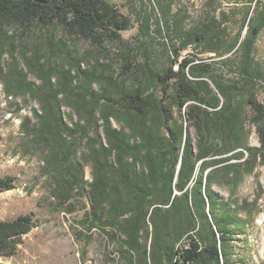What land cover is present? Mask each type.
<instances>
[{"label":"trees","instance_id":"trees-1","mask_svg":"<svg viewBox=\"0 0 264 264\" xmlns=\"http://www.w3.org/2000/svg\"><path fill=\"white\" fill-rule=\"evenodd\" d=\"M251 2L255 6L233 38L214 17L190 29L166 21L168 66L158 67L153 46L133 55L122 35L131 20L109 0H0V59L22 51L24 66L3 76L6 94H23L39 105L22 118L21 128L41 148L53 197L71 208L78 192L87 191L93 222L128 264L133 254L138 264L242 261L236 242L248 223L214 187L236 190L264 165V102L256 93L263 72L255 60L264 0ZM151 19L146 15L140 31L146 38ZM41 29L47 32L44 46L35 45ZM53 30L97 49L105 42L122 48L119 71L90 52L73 55L65 38L57 44ZM188 49L195 54L180 61ZM59 50L66 56L54 64L50 59ZM207 53L222 59L213 64L199 57ZM31 74L42 84L30 82ZM248 125L256 129L259 147L249 143ZM14 184L0 178V194ZM32 227L30 216L0 220V257L15 255Z\"/></svg>","mask_w":264,"mask_h":264},{"label":"rangeland","instance_id":"rangeland-1","mask_svg":"<svg viewBox=\"0 0 264 264\" xmlns=\"http://www.w3.org/2000/svg\"><path fill=\"white\" fill-rule=\"evenodd\" d=\"M109 1L131 20V29L122 35L125 43L133 49V55L138 56L143 45L149 48L153 46L156 52L154 60L158 67L168 66V55L164 51V45L168 43L166 21L170 25L181 21L184 28L190 29L205 18L214 17L220 30L228 38H233L243 27L248 7L255 6L251 0ZM163 8L164 11L168 9L165 14ZM148 14L152 16L151 38L140 35ZM35 33V45L37 42L39 46L43 45L42 39L47 32L41 29ZM53 33L57 44L60 39L65 38L57 30H53ZM65 39L73 55L90 52L91 57L100 58L105 65L113 63L114 70L119 71L117 66L125 54L122 48L105 42L97 49L82 38ZM194 54L193 49L185 50L180 61L191 59ZM59 56L65 57L66 54L59 50L50 60L54 64L61 63ZM14 57L15 59L11 52H6L0 59V178L15 180L13 189L0 194V220L13 222L20 217L30 216L33 227L28 234L22 236L15 255L0 257V264H128L108 233L93 222L87 191L78 192L72 200L71 208L60 206L53 197L55 183L46 174L41 148L21 128L22 118L32 117V109L39 105L20 93L16 97L6 94L7 84L3 76L24 69L22 51ZM199 57L213 64H218L222 59L217 58L214 53L201 54ZM255 60L263 72V78L256 86V93L258 99L264 102V31L256 44ZM138 61H142L141 57ZM81 69L86 70L87 65H81ZM28 78L37 86L42 84L40 78L33 74ZM53 83H57V79ZM99 88L98 85L95 86V89ZM63 112L68 113L70 109L63 108ZM247 128L250 132V145L259 147L256 129L250 125ZM84 179L86 182L92 180L91 168L88 166L85 167ZM214 190L222 198L234 203L240 216L248 223L246 234L239 236L240 240L236 242L242 256L240 264H264V165L259 164L253 173L245 175L236 190L220 186H215ZM129 257L132 264H138L137 255Z\"/></svg>","mask_w":264,"mask_h":264}]
</instances>
